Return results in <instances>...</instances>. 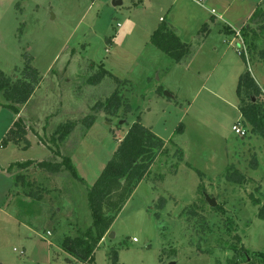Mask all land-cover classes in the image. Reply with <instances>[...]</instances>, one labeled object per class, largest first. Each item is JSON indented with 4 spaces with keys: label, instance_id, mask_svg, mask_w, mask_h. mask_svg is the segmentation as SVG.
I'll return each mask as SVG.
<instances>
[{
    "label": "rangeland",
    "instance_id": "obj_1",
    "mask_svg": "<svg viewBox=\"0 0 264 264\" xmlns=\"http://www.w3.org/2000/svg\"><path fill=\"white\" fill-rule=\"evenodd\" d=\"M151 1L0 0V69L17 76L28 55L43 76L19 113L0 105V162L4 169L11 163L10 173L0 171V264H247L242 246L264 264V220L251 198L264 202V138L243 120L239 78L227 76L209 44L191 63H177L153 45L160 17L172 23L168 0ZM239 41L227 43L234 58ZM242 62L264 90V63L256 55ZM101 67L123 84L110 76L92 84ZM116 88L130 111L94 109ZM88 117L94 119L87 126ZM17 119L27 128L28 148L1 144ZM138 120L165 141L167 153L153 162L91 260L76 259L62 241L92 225L89 187ZM67 121L75 127L60 139L58 127ZM237 122L246 137L233 132ZM28 160V168L14 165ZM42 160L61 170L39 167ZM233 169L247 177L244 184L226 179ZM18 174L25 187L15 184ZM30 188L41 189L43 199L24 196ZM161 197L166 202L158 209Z\"/></svg>",
    "mask_w": 264,
    "mask_h": 264
},
{
    "label": "trees",
    "instance_id": "obj_2",
    "mask_svg": "<svg viewBox=\"0 0 264 264\" xmlns=\"http://www.w3.org/2000/svg\"><path fill=\"white\" fill-rule=\"evenodd\" d=\"M249 21L250 26H244L240 31V40L243 47L240 57L249 63L256 55L264 63V46L258 48V42L264 40V3L258 5ZM207 31V24H204L199 32H202L201 36L204 37ZM198 42V38L195 42H184L179 37L176 28L164 19H161L158 27L151 35V43L177 63L188 59ZM27 56L25 55L24 65L21 72L18 71L17 76L7 75L0 69V95L5 101V104L0 102V105L8 107L14 113H19L18 105L25 104L31 98L43 79L41 73L32 65V58ZM105 76H110L118 84H123L118 77L103 67L89 80L92 84H97ZM236 91L243 120L251 126L250 133L264 138V90L249 69L244 70L239 75ZM121 107H124V113L131 110L128 99L124 98L116 88L104 102H97L94 109L116 115ZM93 119V117H88L85 120L87 126L93 122ZM74 127L75 122L73 121H67L59 125V138L67 137ZM7 143L15 145L25 143L24 148L29 147L27 128L20 119L14 121L12 126L4 133L1 144ZM165 153H167L165 141L154 133L151 127L145 126L139 120L133 122L124 136L117 139V147L113 156L104 165L93 185L89 187V207L93 217L92 225L76 237H65L61 244L63 250L81 261L91 260L93 252L110 230L112 223L134 189L149 173L150 167L158 155ZM65 162L68 163V159H65ZM14 165L20 169L28 168L31 165V160L15 162ZM188 165L190 166V164ZM38 166L55 173L61 170L62 164L42 160L38 162ZM251 166L252 168L257 167L255 158ZM197 171L201 177L203 173ZM225 176L228 181L237 184H244L247 181V177L237 169L227 171ZM14 179L16 185L21 182L25 187L22 174H18ZM43 191L47 192L48 189ZM42 193L41 189L33 190L30 188L28 192H25V195L29 198L41 200L43 198ZM251 198L253 203L258 206V217L264 220V202L252 196ZM159 202L158 209H161L165 206L166 199L161 197ZM155 216L158 217V213H155ZM235 238L238 242L241 241L239 235H236ZM241 250L246 255L244 261L247 264H260L254 258L248 257V251L243 246ZM112 260L113 263L117 262V252L114 249L112 250ZM238 260H235V264H239Z\"/></svg>",
    "mask_w": 264,
    "mask_h": 264
},
{
    "label": "crops",
    "instance_id": "obj_3",
    "mask_svg": "<svg viewBox=\"0 0 264 264\" xmlns=\"http://www.w3.org/2000/svg\"><path fill=\"white\" fill-rule=\"evenodd\" d=\"M168 2L170 7L166 20L178 29V35L184 42H195L200 33L199 28L202 25L207 24L211 28L205 33L204 39L201 38L195 46L192 55L185 61L189 63L194 61L199 51L203 50L204 47L206 49V45L209 44L210 50L216 54L215 58L217 57L216 62L218 65L220 66L225 62L222 69L224 68L227 71V76L238 79L243 71L242 58L238 53L239 58L237 56L232 57V53L229 55L231 49L229 44L237 41V31H241L244 26H250L251 15L258 5L264 3V0H203L201 2L199 0H168ZM147 3L151 5L152 1L147 0ZM161 19L163 18L160 17ZM211 33H215V39L209 42L208 39ZM228 42L229 44H227ZM9 164L11 163L5 166L6 170L0 162V171L10 173L8 171Z\"/></svg>",
    "mask_w": 264,
    "mask_h": 264
},
{
    "label": "built area",
    "instance_id": "obj_4",
    "mask_svg": "<svg viewBox=\"0 0 264 264\" xmlns=\"http://www.w3.org/2000/svg\"><path fill=\"white\" fill-rule=\"evenodd\" d=\"M199 1L201 2L203 0H199ZM237 36H238V38H240V31H237ZM239 42H240V46L236 48V51L239 55H241V53L243 52V47H242L241 40ZM232 130L235 134H237L238 136H240L242 138L247 136V130L240 122L234 123V125L232 126ZM48 234H49V232H48ZM134 240H136V239L134 238Z\"/></svg>",
    "mask_w": 264,
    "mask_h": 264
},
{
    "label": "water",
    "instance_id": "obj_5",
    "mask_svg": "<svg viewBox=\"0 0 264 264\" xmlns=\"http://www.w3.org/2000/svg\"><path fill=\"white\" fill-rule=\"evenodd\" d=\"M165 94H167V95H169L167 92L165 93ZM209 201H210V204L212 205V206H214L215 205V200L214 199H209ZM113 234H111V236H112Z\"/></svg>",
    "mask_w": 264,
    "mask_h": 264
}]
</instances>
